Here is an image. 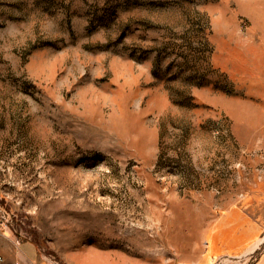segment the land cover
<instances>
[{"label": "rangeland", "instance_id": "rangeland-1", "mask_svg": "<svg viewBox=\"0 0 264 264\" xmlns=\"http://www.w3.org/2000/svg\"><path fill=\"white\" fill-rule=\"evenodd\" d=\"M0 264H264V0H0Z\"/></svg>", "mask_w": 264, "mask_h": 264}, {"label": "bare ground", "instance_id": "bare-ground-1", "mask_svg": "<svg viewBox=\"0 0 264 264\" xmlns=\"http://www.w3.org/2000/svg\"><path fill=\"white\" fill-rule=\"evenodd\" d=\"M263 240V239H262Z\"/></svg>", "mask_w": 264, "mask_h": 264}]
</instances>
